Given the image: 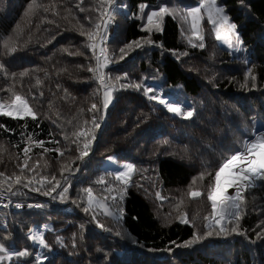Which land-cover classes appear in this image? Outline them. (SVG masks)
Here are the masks:
<instances>
[{"label": "trees", "instance_id": "obj_1", "mask_svg": "<svg viewBox=\"0 0 264 264\" xmlns=\"http://www.w3.org/2000/svg\"><path fill=\"white\" fill-rule=\"evenodd\" d=\"M30 2L0 0V41L12 35L17 25L23 28L16 52L5 55L0 47V61L10 72L28 71L23 78L17 76L14 90L27 98L37 113L36 120L30 116L13 119L0 115V124L14 130L0 128V143L7 149L0 154V172L6 175L19 174L17 164L23 161L22 149L26 143L22 141L21 132L25 135L35 133L33 138L43 140L45 148L59 146L63 150L66 142L61 127L52 121L56 120L63 129L71 131L68 121L75 124L77 119H90L91 113L87 111L90 104L101 102L100 95L94 96L98 83L86 71L87 65L95 64L91 50L84 47L85 38L61 18L65 8L71 9L81 22H85V15L95 22L99 13L79 12L75 7L79 0H38L44 4L55 2L60 16H54L51 11L26 16ZM168 2L183 6L195 5L198 0H116V15L108 25L104 44L108 52L118 57L119 48L126 43L148 37L143 30L146 14L156 10L155 6ZM217 2L226 5L230 21L236 24L242 41L241 51L229 49L217 41L206 20L203 23L205 48H193L185 39L186 24L166 16L163 32L151 33L150 38L156 43L134 47L123 60L117 59L105 69L106 72L111 69L113 78L126 74L121 83L143 80L163 98L185 108L194 107L192 118L184 119L168 112L158 101L149 100L142 90L117 89L96 130L92 151L73 164L78 171L69 178L67 198L63 201L52 199L24 188L21 195L11 196L13 201L44 207L21 210L0 206V240L17 250L28 247L32 254L22 258L26 264H264V238L256 237V232L260 231L257 225L264 220V190L245 193L248 206L240 220L245 235H213L183 246L193 231H205L202 220L196 218L210 211V202L204 196L191 200L185 197L182 210L190 221L196 218L195 229L191 223L181 224L175 218L176 199L185 193L192 177L202 170V159L214 162L217 154L237 145L244 128L264 125V0ZM141 3L148 5L144 19L138 18ZM93 5L94 0H84L81 6L91 9ZM182 27L185 35H181ZM161 43L163 48L158 46ZM65 48L68 52L79 50L84 55H69ZM173 52L188 54L179 55L177 59ZM249 68L256 77L255 88L251 87L250 78L247 87L241 86ZM37 78L40 84L36 83ZM10 83L12 81L0 75V99L5 102L9 93L3 90ZM64 89L70 94L68 97ZM81 107L85 109L82 115L79 114ZM52 140L59 141V145ZM71 148L70 155L75 158L78 155L75 145ZM68 155L66 152L65 157H60L55 151L43 152L42 148L33 146L29 164L39 159L38 178L55 175L60 179L59 167L67 161ZM109 156L114 160L109 161L108 166ZM112 163L118 166L132 163L137 170L132 174L122 201L124 216L119 225L111 218L98 216L101 223L113 228L108 232L97 227L90 215L82 211L80 197L87 187L93 188L94 195H107L104 186L95 181L106 172H113ZM108 180L118 184L111 177ZM157 191L166 199H157ZM252 196L256 197L255 201ZM82 223L83 232L79 227ZM30 228L43 231L50 249L27 239ZM117 230L120 236L115 234ZM73 233L76 234L75 248L72 246ZM57 236L63 237L65 246L56 242ZM37 253L46 259L37 261Z\"/></svg>", "mask_w": 264, "mask_h": 264}, {"label": "snow or ice", "instance_id": "obj_2", "mask_svg": "<svg viewBox=\"0 0 264 264\" xmlns=\"http://www.w3.org/2000/svg\"><path fill=\"white\" fill-rule=\"evenodd\" d=\"M83 2L84 0H79L75 7L81 13H85L89 10L98 12L99 16L95 22L88 15L84 17L86 23L81 22L80 18L68 8H65V14L61 18L71 24L72 28L81 37L85 38L84 47L91 50L95 64L87 65L86 71L91 73L92 79L98 83V88L94 96L100 95L101 102L99 105L95 102L90 104V107L87 109V111L91 113L90 119H77L75 124H72V121H68V123L72 125L71 131L63 129L56 120L52 121L57 127H61V135L66 142L65 149L63 150L59 146L51 149L45 148V142L43 140L33 138L35 133L25 135L24 132H21L22 141H26V143L22 149L23 161L17 164L19 174L14 172L11 175H6L4 172H0V196L21 195V190L28 188L32 192L41 193L52 199L59 198L62 201L65 200L69 192V178L75 171H78V169L73 168V164L76 160L82 161L84 157L88 156L92 151L93 142L96 140V130L100 128L106 110L112 103L113 92L117 89L134 88L138 91L142 90L143 93L148 96L149 100L158 101L167 108L168 112L175 113L184 119L193 117L195 112L194 107L188 106L185 108L177 102H172L163 98L161 95L156 94L152 87L146 86L143 80L136 83L130 82L125 84L121 83V80L126 78V74L124 77L116 76L113 78L110 74L111 69H109L108 72L105 71V69H108L109 65L115 63L117 59L123 60L134 47L141 48L144 44L156 43L150 38L151 33L153 31L157 33L163 32V21L166 16H170L173 19L178 18L182 24L188 26V34L185 36V39L193 48H205L203 23L206 20L207 23L211 25V31L214 33L217 41L227 45L229 49H234L237 52L241 51L240 45L242 41L235 31L236 24L232 23L227 15L226 5L218 4L217 0H198V3L195 5L185 4L181 6L168 2L155 6L156 10H150L146 14V23L143 27V30L146 31L149 36L140 37L139 39L126 43L123 47L119 48V55L117 57L115 53L110 54L108 49L104 46L107 38L108 25L114 20L116 15V0H94V5L91 9L82 7L81 5ZM241 3H243V0H241ZM146 7H148V5L144 3L138 5L140 12L138 18H145L144 10ZM41 11L44 13L51 11L54 16H60L55 2L44 4L38 2V0H31L25 15H36ZM49 23H55V21H49ZM22 32L23 28L17 25L16 31L12 35H8L0 41V47H2L5 55L16 52ZM181 35H185L183 27L181 28ZM158 46L163 48L162 43ZM64 51L68 52V49L65 48ZM68 54L76 56L84 55V53L79 50L68 52ZM173 54L177 55L175 52H173ZM187 54V52H184L179 55L186 56ZM179 55H177V59H179ZM78 67L81 69L85 68L84 65H78ZM0 75L12 81V83L3 90L9 93V97L7 102L0 99V115L13 119H23L26 116H30L33 120H36L37 113L30 106L29 100L14 90V82L17 76L23 78L28 75V71L25 70L20 73L10 72L6 64L0 61ZM45 75H47V73H45ZM249 78L252 82L251 87L255 88L256 77L252 74L251 68L245 73L244 83L241 86L247 87ZM36 83H41L39 78H37ZM57 87L59 88L60 86L57 85ZM63 91L65 97L70 95L67 89ZM149 93H152V95L149 96ZM40 96H43L42 92ZM32 99H35V97H32ZM49 106L51 107V102ZM84 112L85 109L81 107L79 109V114L82 115ZM0 128L6 131H14L7 129L3 124H0ZM49 135H51V133H49ZM51 142L56 145L60 143L56 140H52ZM71 145H75V149L78 153L75 158H72L70 155L72 151ZM18 146L19 145H15L14 147ZM33 146L42 148L43 152L55 151L59 153L60 157H65L66 152L69 153L67 161L60 164V179H57L55 175H51L50 178L47 175L39 176V178L37 177L36 168L40 165L39 159H37L33 165L29 164V160L31 159L29 153ZM6 150L4 144L0 143V154ZM17 155H19V153ZM42 155L43 153H41V156ZM107 159L113 161L114 157L109 156ZM201 169L202 170L199 171L197 175L192 177L185 193L177 198L174 204V210L176 212L175 218L178 219L181 224L191 223L192 227L195 229L196 223L194 220L199 218L202 220L203 228L205 229L202 233L193 231L191 238L183 242V246L185 247L213 235L228 236L233 233L245 235L246 230L240 228L242 214L246 213L248 206L245 193L252 192L256 189L264 190V125L259 128L254 125L250 128H244L241 133V139L234 148L230 147L227 151L217 154L214 162L212 160L202 159ZM136 170L135 164L125 163L120 166L119 170L106 172L104 175L97 177L95 183L103 185V191L106 192L107 195H94L92 187L83 189V196L80 197V201L83 204L82 211L90 215L91 221L95 222L97 227L104 231H113V228L107 227L100 222L98 219L99 215L111 218L119 225L124 216L122 201L124 200L127 187L132 179V174ZM108 177H111V180L118 182V184H113L108 180ZM62 181H64V185L68 186L62 185ZM205 181H207L206 184ZM58 189L59 191H57ZM229 190H232V192L230 193ZM53 193H56V195L54 196ZM155 196L160 200L166 199V197L161 196L159 191L155 193ZM202 196L210 202V211L203 217H196L193 221H190L187 213L182 210L185 197L191 200ZM255 199L256 197L252 196V200L255 201ZM109 200H111V204L108 202ZM9 203L3 204L2 207L7 208ZM73 203H76V201H73ZM15 207L21 208L23 205L16 203ZM28 207L42 208L44 205L30 204ZM168 215L171 216V213ZM47 227V225H44L45 229H47ZM79 227L81 232H83L84 224H80ZM257 227L260 228V231L256 232L257 239L264 238V220H261ZM115 234L120 236L121 232L117 230ZM27 239L32 241L33 244L39 245L41 248L50 249V245L45 240L43 231L30 228L27 233ZM80 239L83 240L82 235ZM56 242L62 247L65 246L63 237L57 236ZM173 243L175 242L173 241ZM72 246L73 248L76 247L75 233H73L72 236ZM180 246L181 245H177V247ZM31 254L28 247L17 250L15 248H10L0 240V264H5V262H11V264H26L22 258L29 257ZM14 257L16 258L15 260L13 259ZM35 258L37 261L46 259V257H42L40 253H37Z\"/></svg>", "mask_w": 264, "mask_h": 264}, {"label": "built area", "instance_id": "obj_3", "mask_svg": "<svg viewBox=\"0 0 264 264\" xmlns=\"http://www.w3.org/2000/svg\"><path fill=\"white\" fill-rule=\"evenodd\" d=\"M5 203H9V206L7 207L9 209H21V210H24V209L29 208L27 204H23V203H20V204L23 205V207L16 208L15 207V204L18 203V202L13 201V199L11 198V196H0V206H2Z\"/></svg>", "mask_w": 264, "mask_h": 264}, {"label": "rangeland", "instance_id": "obj_4", "mask_svg": "<svg viewBox=\"0 0 264 264\" xmlns=\"http://www.w3.org/2000/svg\"><path fill=\"white\" fill-rule=\"evenodd\" d=\"M210 26H211V25H210ZM187 28H188V26L186 25V30H187ZM235 31H236V33L238 34L237 30H235ZM221 43H222V42H221ZM222 44H223V43H222ZM261 126H262V125H261ZM109 161H110V160H107V163H106L108 166H109ZM121 165H123V164H120V165L118 166L117 163H112V166H113V167H112V170H113V172L119 170ZM5 264H9V262H6Z\"/></svg>", "mask_w": 264, "mask_h": 264}, {"label": "bare ground", "instance_id": "obj_5", "mask_svg": "<svg viewBox=\"0 0 264 264\" xmlns=\"http://www.w3.org/2000/svg\"><path fill=\"white\" fill-rule=\"evenodd\" d=\"M230 191V193L232 192V190H229Z\"/></svg>", "mask_w": 264, "mask_h": 264}, {"label": "crops", "instance_id": "obj_6", "mask_svg": "<svg viewBox=\"0 0 264 264\" xmlns=\"http://www.w3.org/2000/svg\"><path fill=\"white\" fill-rule=\"evenodd\" d=\"M113 101V100H112Z\"/></svg>", "mask_w": 264, "mask_h": 264}]
</instances>
